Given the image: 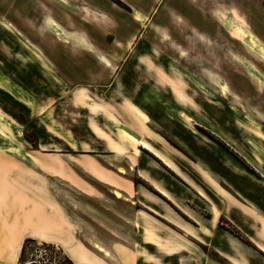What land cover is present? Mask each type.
Masks as SVG:
<instances>
[{
  "label": "rangeland",
  "instance_id": "374dc122",
  "mask_svg": "<svg viewBox=\"0 0 264 264\" xmlns=\"http://www.w3.org/2000/svg\"><path fill=\"white\" fill-rule=\"evenodd\" d=\"M55 1L0 0V113L14 123L0 117V264L83 263L74 251L87 264H264L263 218L197 156L220 153L223 167L261 176L264 157L247 139L264 131V54L242 38L254 36L246 12L264 40V0H174L153 17L138 11L143 21L124 0ZM116 125L148 146L135 151ZM159 173L197 194L174 198L182 209L171 201L183 228L137 214L130 185L162 196ZM65 218L92 255L58 235Z\"/></svg>",
  "mask_w": 264,
  "mask_h": 264
},
{
  "label": "crops",
  "instance_id": "0c3cea01",
  "mask_svg": "<svg viewBox=\"0 0 264 264\" xmlns=\"http://www.w3.org/2000/svg\"><path fill=\"white\" fill-rule=\"evenodd\" d=\"M53 1H55V0H53ZM67 1H69V2H67V5L71 6L72 8H74V7H80L81 8L82 7V8L95 9L98 7H103L104 4L107 5L108 7H111L114 4H116L113 1H112V3H110L109 2L110 0H103L104 1L103 4L100 2L101 0H67ZM121 1H123V0H121ZM55 2H56L55 6H58L60 8H62V6H66L63 3V0H56ZM123 2L131 8V13L134 12V14H135V12H138V11L139 12H145V13L146 12L147 13L152 12L153 13L152 17L156 13H159L160 10H162V8L166 4H169L170 6H173V4L174 5L176 4V2L174 0H141L140 5H134L133 2L129 1V0H124ZM245 15L248 19V24H249L252 32L254 33V36L257 37L258 40L264 44V40L259 36V34L255 30H253V28L250 24L249 16L246 12H245ZM188 18L193 19L191 17L190 13L188 15ZM259 21H260V19H259ZM182 117L186 121H188L192 124L197 123L195 118H193L192 116L188 115L185 112H182ZM246 117L248 120V117H251V116L247 115ZM175 120L178 123L182 124V122L180 120L178 121L174 117V121ZM111 121L113 122L114 119H112ZM258 124H259V122H258ZM256 128L261 129L262 128L261 124H259V127L256 126ZM114 130H115L116 134L127 145H129L135 151H138L139 147L141 145L148 146L145 139L139 137L134 132H132L129 128H127L123 125H116L114 127ZM122 130H127L128 132L132 133L133 135H136L137 137H139L140 142H141L140 145L135 147L130 141L124 139L121 136ZM191 135L193 136V134H191ZM259 136H261L262 138H260ZM263 136H264V131L260 132V135H258V137H256V138L249 137L247 139L248 143L257 152L258 156L259 155L262 156L259 153V151H261L264 154V138H263ZM67 138L68 139L70 138L69 140L73 141L72 136L69 135V136H67ZM251 141L255 145H253L251 143ZM193 150H195V149H193ZM196 151H198V149H196ZM219 154L209 152V154H206L208 156H204V154H198L197 156H200V158L202 157V160H204V162L209 165V167L213 171V173L216 172L217 175H220V177L229 181L230 186H232L235 189L237 200L239 201L240 204H242V206L247 207L249 209L256 210L257 212H259V215L264 220V163L261 167H259V168L256 167V169L259 171L261 176L258 179H255V178H253L252 175L246 174L242 170H241V173H239V172L236 173L233 171V169L229 170V169L223 167L221 165V154L220 155ZM158 155L164 160L165 164L171 165V161L169 160V158L166 155H164L163 153H159ZM262 157H264V156H262ZM262 159L263 158H261V160ZM263 161H264V159H263ZM148 164H149V166H151L150 162H148ZM220 166H222V167H220ZM119 171L123 172L124 169L119 167ZM159 175L162 177V180H166L168 182V186L156 185L155 188L161 194L166 196L168 199H165V198L163 199L162 198L163 195L162 196L156 195L152 191L147 190V189H142L141 187L136 186L134 184L130 185L128 192H131L133 197L136 198L135 199L136 202L140 203L143 207V208H140L137 210V214L139 215V211L142 210L145 213L144 217L147 220H149L150 222L156 223V225H158L159 227L165 228L167 225H170V226L174 225L178 228H183V226H182L183 222L181 220V215L179 214V212H177V210H175V205H173V203H174L179 208H181L179 205V204H181V202L178 203L176 200H174V198L177 199L179 197V194L183 195V194L187 193L188 190L192 194H196L194 192L193 186H191V184L188 182L187 183L182 182L179 178H178L179 179L178 180L175 176H168L164 173H159ZM112 192H113V190H112ZM140 192H142V194H143L142 197L144 196V198L139 197ZM188 197L189 196H186V195L184 196V198H188ZM126 199H128V196L126 197ZM171 201L173 203H171ZM131 202L133 203L134 200H131ZM214 212H215V214H214V217L212 219L213 225L217 222V220H218L217 218L219 216V211L217 209ZM61 222L62 223L60 226L61 227L67 226V228L63 229L64 231L63 232L61 231L58 235H64L65 237H72V240L75 243L77 242V244L80 246V248L84 252H88V255L89 254L92 255L89 251L86 250V248L81 243V241L78 237V234L76 233L77 230H76L75 226H73V224L70 222V220L65 218V219H62ZM51 241L55 242L56 244H60L61 247L67 253L66 249L64 248V245L61 242L57 241L56 239H52ZM74 254L77 258H80L83 263L76 261L72 256H70L67 253V255H69L70 258H72L76 264H87L85 259L82 257V255H80L79 253H75V251H74ZM105 254H108V252L105 251ZM92 256H93V261L91 264H106V263L98 262L97 261L98 258H96L94 255H92Z\"/></svg>",
  "mask_w": 264,
  "mask_h": 264
},
{
  "label": "bare ground",
  "instance_id": "6f19581e",
  "mask_svg": "<svg viewBox=\"0 0 264 264\" xmlns=\"http://www.w3.org/2000/svg\"><path fill=\"white\" fill-rule=\"evenodd\" d=\"M134 15H135L138 19H140V20L143 21L144 17L141 16L138 12H135ZM50 23H51V25H52V28H53L54 32L59 33V32H60V27H59L58 22H57L54 18H51V19H50ZM244 38H245V39H244ZM242 40H243V42H245L244 40H246L249 44L255 46L257 49H260V50L263 52V54H264V45H262V43L259 42V41L256 39V37H254L253 35L244 36V37L242 38ZM37 52H38V54L41 56V58L44 59L43 55H42L38 50H37ZM97 55H98L99 57L103 58V55H102V54L97 53ZM44 60H45V59H44ZM4 76H5V75H4ZM1 78H2V77L0 76V80H1ZM8 79H9V78H8ZM19 87H20V86H19ZM13 88H14V91L17 92V93H19L20 95H26V93H25V91H24L23 89L18 88V87H13ZM225 91H226V90L224 89V90H223V93H225ZM86 103H87L88 105H90V106H93V105H94V104H93L94 101H93L91 98H87V99H86ZM0 117H1V119H3L4 121H6L9 125H14L13 121H12L11 119H9V117H7L4 113H0ZM248 120H249V122H250L252 125L259 127L258 122H257L255 119H253L252 117H248ZM0 122H1V121H0ZM4 126H5V125H4ZM12 130H13V129H12ZM14 135H15V136H18V137H21V136H22V130H21V127H19L18 125H17V129H16V133H15ZM121 136H122L124 139L130 141L135 147L139 146L140 143H141L139 137H137L136 135H133L132 133L128 132L127 130H122V132H121ZM69 139H70V138H69ZM0 140H1V139H0ZM71 140H72V139H71ZM2 143H3L4 145H6V141H5V140H3ZM251 143H252L253 145H255L252 141H251ZM23 150H24V149H23ZM23 150H22L21 148H19V147H16L15 152H17V154L21 155V154L23 153ZM259 153H260L262 156H264V154H263L261 151H259ZM113 193H114L115 195H117L118 197H122V198L126 199V197L124 196V194H123V193L121 192V190H119V189H113ZM203 228H204V227L202 226V229H203ZM202 229H201V230H202ZM94 246L97 247V248H99L100 250H102V247H101L98 243H94Z\"/></svg>",
  "mask_w": 264,
  "mask_h": 264
},
{
  "label": "snow or ice",
  "instance_id": "6c2138e0",
  "mask_svg": "<svg viewBox=\"0 0 264 264\" xmlns=\"http://www.w3.org/2000/svg\"><path fill=\"white\" fill-rule=\"evenodd\" d=\"M63 3H64L66 6H68V5H67V0H63ZM184 55H186V53H185ZM105 63H106V62H105Z\"/></svg>",
  "mask_w": 264,
  "mask_h": 264
},
{
  "label": "trees",
  "instance_id": "16d2710c",
  "mask_svg": "<svg viewBox=\"0 0 264 264\" xmlns=\"http://www.w3.org/2000/svg\"><path fill=\"white\" fill-rule=\"evenodd\" d=\"M68 258V257H67ZM68 260H70V259H68Z\"/></svg>",
  "mask_w": 264,
  "mask_h": 264
}]
</instances>
